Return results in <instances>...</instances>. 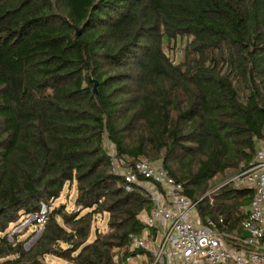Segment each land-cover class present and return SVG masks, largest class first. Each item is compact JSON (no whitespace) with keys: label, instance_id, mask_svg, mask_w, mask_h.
I'll use <instances>...</instances> for the list:
<instances>
[{"label":"trees","instance_id":"obj_1","mask_svg":"<svg viewBox=\"0 0 264 264\" xmlns=\"http://www.w3.org/2000/svg\"><path fill=\"white\" fill-rule=\"evenodd\" d=\"M177 38L176 63L164 48ZM259 140L264 0H0V264H126L112 250L143 229L151 203L124 190L106 142L126 163L160 161L202 221L239 233L252 190L204 194ZM66 185L74 209L50 205L27 249L30 235L9 236ZM98 215L107 230L93 227Z\"/></svg>","mask_w":264,"mask_h":264},{"label":"built area","instance_id":"obj_2","mask_svg":"<svg viewBox=\"0 0 264 264\" xmlns=\"http://www.w3.org/2000/svg\"><path fill=\"white\" fill-rule=\"evenodd\" d=\"M113 173L122 178L125 191L138 190L150 200L149 211L139 219L144 227L129 233V244L121 248L126 264H264V144L256 143L253 158L229 182L252 190V198L239 233L219 229L215 220L202 221L198 200H192L181 182L160 161L137 159L126 163L106 142ZM228 183V182H227ZM41 202L33 219L42 229L50 205ZM223 223V217L218 218ZM247 232V236H242ZM140 249L142 251H140Z\"/></svg>","mask_w":264,"mask_h":264},{"label":"rangeland","instance_id":"obj_3","mask_svg":"<svg viewBox=\"0 0 264 264\" xmlns=\"http://www.w3.org/2000/svg\"><path fill=\"white\" fill-rule=\"evenodd\" d=\"M183 39V38H182ZM178 39L174 42L171 43L168 47H165V52L169 55V57L174 61V62H179L181 59V53H182V45H183V40ZM262 144H264V140H261ZM235 175V173H227L225 175H218L214 177L210 181V185L207 189V191L204 194L205 196H210L213 193H215L221 186L226 184L227 182L231 180V178ZM74 198H75V188L74 186L67 187V185L64 187V190L62 191L61 195L59 198L55 199L54 203L52 204L53 207L57 206L61 203H64L66 205L67 210H72L75 208L74 206ZM247 207L245 208L246 211ZM34 214H20L19 218L11 223L8 226V234L11 237L14 233H19V239H23L30 235V239L26 241L24 244V248L27 249L29 245L37 238L39 233L41 232V229L38 225L34 223L33 219ZM106 217L98 215L94 222H93V227H97L100 231H105L107 230V224H106ZM93 238V234L90 236V239ZM113 253V261H118L120 258V253H121V248H113L112 250ZM45 260L47 261L48 264H55V263H62L63 260L55 258V257H46ZM145 264V263H143Z\"/></svg>","mask_w":264,"mask_h":264},{"label":"water","instance_id":"obj_4","mask_svg":"<svg viewBox=\"0 0 264 264\" xmlns=\"http://www.w3.org/2000/svg\"><path fill=\"white\" fill-rule=\"evenodd\" d=\"M96 82L94 81V86H93V90L95 91V92H97V88H96ZM248 234H247V232H244L243 234H242V236L244 237V236H247ZM140 251H142L141 249H140Z\"/></svg>","mask_w":264,"mask_h":264}]
</instances>
